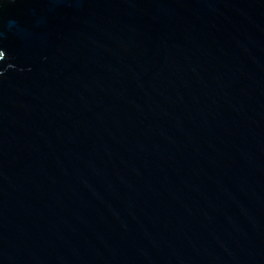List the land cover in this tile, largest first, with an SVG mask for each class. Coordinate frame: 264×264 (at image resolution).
I'll return each instance as SVG.
<instances>
[{
    "label": "water",
    "instance_id": "95a60500",
    "mask_svg": "<svg viewBox=\"0 0 264 264\" xmlns=\"http://www.w3.org/2000/svg\"><path fill=\"white\" fill-rule=\"evenodd\" d=\"M0 264H264V0H0Z\"/></svg>",
    "mask_w": 264,
    "mask_h": 264
}]
</instances>
